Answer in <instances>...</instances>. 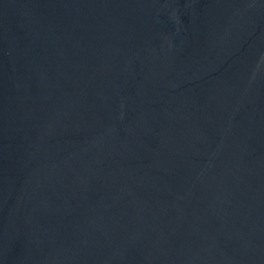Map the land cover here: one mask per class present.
Segmentation results:
<instances>
[{"label":"water","instance_id":"water-1","mask_svg":"<svg viewBox=\"0 0 264 264\" xmlns=\"http://www.w3.org/2000/svg\"><path fill=\"white\" fill-rule=\"evenodd\" d=\"M0 264H264V0H0Z\"/></svg>","mask_w":264,"mask_h":264}]
</instances>
